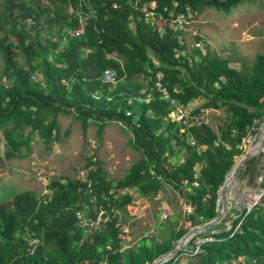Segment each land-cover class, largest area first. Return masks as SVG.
<instances>
[{
  "label": "trees",
  "instance_id": "trees-1",
  "mask_svg": "<svg viewBox=\"0 0 264 264\" xmlns=\"http://www.w3.org/2000/svg\"><path fill=\"white\" fill-rule=\"evenodd\" d=\"M240 1L49 0L43 5L41 0H0L4 157L20 155L32 134L51 143L58 115L71 112L83 125L88 119L100 127L109 120L122 122L142 153L116 181L98 166L86 180L54 176L46 186L49 192L22 190L0 203V264H152L188 229L171 220L161 240L141 236L125 246L115 215L116 210L125 214L133 200L125 189L151 197L167 182L191 203L192 212L184 214L190 226L216 215L225 175L242 153L253 121L264 115V54L220 55L198 36L197 43L206 46L188 49L170 20L206 7L228 11ZM146 3L163 19L146 21ZM90 11L83 32L75 33L80 12ZM106 68L117 70L120 80L115 85L103 81ZM156 82L184 107L200 98L202 108H222L223 123L214 130L203 120H172V105L161 97ZM253 162L247 161L245 171L254 169ZM83 204L93 219L99 205L106 209L99 229L76 217ZM231 220L229 228L223 226L224 219L219 223L224 229L201 243L188 264H247L239 257L264 264V205L244 209Z\"/></svg>",
  "mask_w": 264,
  "mask_h": 264
},
{
  "label": "rangeland",
  "instance_id": "rangeland-1",
  "mask_svg": "<svg viewBox=\"0 0 264 264\" xmlns=\"http://www.w3.org/2000/svg\"><path fill=\"white\" fill-rule=\"evenodd\" d=\"M41 2L47 5L49 0ZM175 21H172L173 27L180 29L188 49L197 45L198 36L220 55L237 53L253 58L257 53L264 54V0H243L228 11L206 7L200 13L190 12L177 17ZM203 43L198 44L201 49L206 46ZM232 65L238 67L239 63ZM203 101L200 98L190 101L185 107L184 118L186 122L203 120L216 130L223 123L225 113L222 108H202ZM197 108H200L199 111L194 112ZM58 124V130L53 134L55 139L51 143L46 144L37 134H32L29 146L12 159L4 157L5 139L0 130V203L9 201L22 190L47 193L45 185L51 177L84 178L98 166L108 179L116 181L142 157L141 151L134 144L130 128L120 121H105L100 127L98 121L88 119L83 125L76 113L71 112L59 114ZM27 132L28 129H25ZM259 140L256 130L249 132L242 141V152ZM179 158L175 157L173 162L179 161ZM253 159L254 169L245 171L242 168L237 177L236 188L239 192L234 194L237 199L240 192L246 189L255 191L260 184L262 186L259 179L261 168H264V151L256 154ZM186 188L190 189L189 186ZM126 190L133 194V200L123 214L124 220L129 223L128 233L123 236L125 246L136 242L141 236L157 235V239L161 240L167 234L171 220L177 221L178 228L192 227L184 218L187 211L184 196L169 183L163 182L162 188L151 197L142 195L136 189ZM244 204L249 206V202ZM241 212L242 209L231 206L225 214L223 226L229 228L231 219L238 217ZM163 214L167 217H163ZM216 226L213 230H206L205 235L197 234L191 238L173 258L176 264H188L193 260L191 249L202 243L205 236L224 229L220 224L218 228ZM177 240L173 242L170 251L175 248ZM237 259L247 264H262L254 260L248 262L243 257ZM232 262L237 263L236 260Z\"/></svg>",
  "mask_w": 264,
  "mask_h": 264
},
{
  "label": "built area",
  "instance_id": "built-area-1",
  "mask_svg": "<svg viewBox=\"0 0 264 264\" xmlns=\"http://www.w3.org/2000/svg\"><path fill=\"white\" fill-rule=\"evenodd\" d=\"M91 13H92L91 11L89 13L80 12L79 27L75 30V33L79 34V33L83 32L84 27L87 24V19H88L89 15H91ZM142 13H143L146 21L154 22L155 20L163 19V15L155 10V7L152 3H146L145 5H143ZM179 16H183V15H178V16H176V18ZM175 19L171 20L172 25L174 24L172 21L176 22ZM198 44L199 43H197V45ZM102 79L106 83L115 85L120 80V77H119L116 69L106 68L103 70ZM156 86H157L158 91L161 94V97L163 99H168L170 104L172 105V110L170 112V118L172 120L180 121L181 119L186 117L185 107L182 106L180 103H178L174 98H171L169 96L168 91L159 82H156ZM150 97H151L150 93H147L146 94V101H149ZM263 110H264V101H263ZM263 120H264V115L262 116L261 119H255L253 121V125H252L249 132H251L252 130H256V135H257V133H259V135H260L259 129L261 127ZM261 151H264V146L261 148V150L259 152H261ZM245 168H246V165L243 166V170H245ZM149 169H150L151 174H155V172L153 170V165L150 166ZM81 179H85V177L84 178L82 177ZM259 180L261 181L262 186L260 184L258 189L255 190L258 197L249 206V210H250V207L252 208L256 205H264V170H263V168L261 169V175H260ZM48 183H49V180L46 182L45 186H47ZM183 184L185 185L186 181H183ZM195 184H196V182H195ZM46 189H47V187H46ZM47 192H49L48 189H47ZM185 202L187 203V211L185 212V214H189L192 212L193 207L189 201H185ZM242 210H244V209H242ZM249 210H246V212ZM126 211H127V208H126ZM128 213H130V210H128ZM115 215H117L116 226L119 228L120 236L123 238V236L127 235V233H128L129 223L124 220L123 213L121 211L116 210ZM76 217L80 220V222L83 225H87L89 227L99 229L101 227V224L106 221L107 213H106V209L102 205H99L96 208V215H95V218L93 219L89 215V206L87 204H83V206L79 210L76 211ZM163 217H167V215L163 214ZM237 228H238V225H237ZM237 228H235V230ZM214 232H216V231H214ZM214 232H212V233H214ZM211 240H213V237L210 234L209 236L207 235L204 237L202 243L206 242V241H211ZM33 242L36 243L37 240L36 239H30V243H33ZM200 244L194 246V249H191L190 253L195 254L196 252L200 251Z\"/></svg>",
  "mask_w": 264,
  "mask_h": 264
},
{
  "label": "water",
  "instance_id": "water-1",
  "mask_svg": "<svg viewBox=\"0 0 264 264\" xmlns=\"http://www.w3.org/2000/svg\"><path fill=\"white\" fill-rule=\"evenodd\" d=\"M259 131V142L251 146V149H245L241 154L234 157V163L229 169V171L226 173L224 181L218 190L216 204L217 206H219V209L216 215L212 219L204 223L197 224L189 228L177 240V244L173 251H169L166 254L157 257L152 264H163L168 260L176 257L179 251L185 247V245L188 243V241L191 240V238L221 223V221L225 217L227 210L231 206L234 205L240 209L249 210V206H246L244 202L237 201V197L234 194L237 193L236 191H238V189L236 187L232 188L231 186L233 185V183H236L237 177L243 166L247 163V161L253 158L264 146V120L261 124ZM229 174L230 178H228Z\"/></svg>",
  "mask_w": 264,
  "mask_h": 264
},
{
  "label": "bare ground",
  "instance_id": "bare-ground-1",
  "mask_svg": "<svg viewBox=\"0 0 264 264\" xmlns=\"http://www.w3.org/2000/svg\"><path fill=\"white\" fill-rule=\"evenodd\" d=\"M247 149H251V146H248ZM228 178H230V174L228 175ZM232 188L236 187V183H233V185L231 186ZM239 192V191H236ZM241 195L239 194V197L237 199V201L240 199V201L242 202H249V206L254 202V200L258 197L257 193L253 190H245L243 192H240ZM251 202V203H250Z\"/></svg>",
  "mask_w": 264,
  "mask_h": 264
},
{
  "label": "crops",
  "instance_id": "crops-1",
  "mask_svg": "<svg viewBox=\"0 0 264 264\" xmlns=\"http://www.w3.org/2000/svg\"><path fill=\"white\" fill-rule=\"evenodd\" d=\"M262 169V168H261ZM263 170H264V168H263Z\"/></svg>",
  "mask_w": 264,
  "mask_h": 264
}]
</instances>
